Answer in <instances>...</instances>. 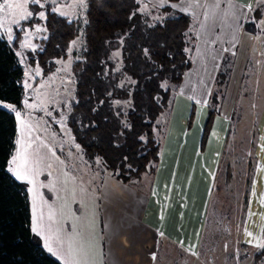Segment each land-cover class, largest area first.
Returning a JSON list of instances; mask_svg holds the SVG:
<instances>
[{
  "label": "rangeland",
  "instance_id": "374dc122",
  "mask_svg": "<svg viewBox=\"0 0 264 264\" xmlns=\"http://www.w3.org/2000/svg\"><path fill=\"white\" fill-rule=\"evenodd\" d=\"M254 1L264 3V0H253L252 3ZM46 2L51 4V9L59 16L69 20L83 17L85 0L83 3L81 0H39V3L29 0L25 6L26 11L31 12L39 21L22 28L20 50H35L45 40V15L41 17L39 13L45 14ZM152 7L163 5L156 0L154 3L144 0L140 11L154 17ZM33 8L36 9L35 14ZM261 12L257 23L258 32L249 37L242 29L237 31L238 36L231 34L237 37L235 43L242 44L244 48L236 50L233 69L220 100L219 114L214 118L213 131L212 128L210 130L211 141L207 138L204 150L198 151L207 105H203L201 99L203 96L202 100L205 102L207 98L212 76L210 70L214 69V59L218 57V53L207 50L206 45L217 39H227L226 32L219 37L211 33L209 39L198 41L199 45L194 42V46H198L197 56L194 57L193 66H190L192 73L188 72L189 68L187 75L190 85L197 88V93H185L187 83L184 82L183 75L171 106L160 114L158 120L162 130L160 146L172 139L168 142L167 152L163 154L161 161L158 157L154 173L145 172L129 183L122 182L116 176V170L113 173L105 170L98 158L87 160L67 124L74 99L76 73L79 71L75 63L79 56V38L69 42L65 55L49 59L46 70L37 63L25 65L20 51H16L23 73V98L16 108L12 105L9 108L7 105L10 104L0 102V105L14 114L16 120L14 147L7 169L16 180L26 184L30 226L33 231L38 221V230L33 232L46 251L64 264L63 258L57 256H62L61 244L65 229L68 231L65 239L68 251L75 240L81 256H93L100 231V217L103 229V219L104 223L107 221L103 214L107 205L104 200L96 208L91 197L81 200L79 194L82 191L88 196L104 190L108 193L103 192V195L108 196L111 194L109 186L104 182L102 187L101 183L104 178L110 177L120 183V190L118 186L115 187L117 192L129 199V194L132 193L130 188H137L142 191L139 192L141 194L147 193L149 188L165 190V185L161 183H166L167 176L173 173L178 184L174 193L182 196V211L186 212L187 206H191L194 216L201 214L202 230L197 250V257L201 261L199 259L198 264H264V255L254 260V254L264 249L257 247L258 243H264V7ZM23 14L24 10L16 8L0 11V24L3 25L0 27V37L10 42L13 38L12 27L17 24L13 21L20 22L32 16L21 19ZM190 17L196 20L192 15ZM196 24L195 21V35ZM222 42V45L216 43V51L227 44V41ZM109 58L113 64L112 69L118 70L121 64L120 50H112ZM217 63L219 65V59ZM130 81L129 77L121 76L119 84L127 86ZM189 97L196 105L194 117L187 127ZM112 106L124 114L130 107V99H113ZM17 112L20 113L19 117ZM125 121L124 119L123 122ZM175 138H179L181 144L175 145L179 142ZM209 149L214 150L211 157ZM162 153L160 147L157 156ZM13 157H17L15 163H12ZM11 169L27 171L29 179H18ZM80 185L89 189L84 190ZM132 202L127 205L117 203L121 217L126 215L129 218L128 211L135 210L136 201ZM77 205L82 208L78 210ZM132 218L133 214L130 219ZM123 234L125 235L122 228H116L112 232L104 231L101 241L107 261L113 258L109 244L118 246L117 236ZM163 240V237L160 238L159 244ZM46 243L51 246V252L45 246ZM205 250L210 251L205 254L207 260L202 256ZM161 252L164 253L163 250ZM159 253L158 251L157 256ZM163 258L167 261L165 255ZM182 260H186L184 254Z\"/></svg>",
  "mask_w": 264,
  "mask_h": 264
},
{
  "label": "trees",
  "instance_id": "16d2710c",
  "mask_svg": "<svg viewBox=\"0 0 264 264\" xmlns=\"http://www.w3.org/2000/svg\"><path fill=\"white\" fill-rule=\"evenodd\" d=\"M173 3L177 0H167ZM144 0H85L81 19L57 15L44 4L45 40L35 50H20L22 28L38 22L33 15L12 27L13 38L0 37V102L19 107L23 98L20 51L25 65L37 63L46 70L47 61L65 55L69 42L79 38L75 60L74 99L67 124L74 141L87 160L98 158L105 170L117 171L124 183L154 173L160 147V114L171 106L184 73L191 64L195 42V20L171 5L152 7L154 17L140 11ZM264 3L254 2L242 23L246 33L255 34ZM35 14L36 9H32ZM119 49L121 64L113 70L109 58ZM233 54L224 52L210 88L199 149L203 150L220 100L227 87ZM121 76L131 79L119 84ZM129 98L130 107L121 113L113 99ZM194 116L193 104L186 126ZM126 120L123 122V120ZM14 114L0 105V264H62L46 251L30 228L26 184L7 169L14 147ZM264 249L254 254V260Z\"/></svg>",
  "mask_w": 264,
  "mask_h": 264
},
{
  "label": "crops",
  "instance_id": "0c3cea01",
  "mask_svg": "<svg viewBox=\"0 0 264 264\" xmlns=\"http://www.w3.org/2000/svg\"><path fill=\"white\" fill-rule=\"evenodd\" d=\"M151 1L154 3V0ZM156 1L163 6L171 5L173 7V5H175L176 7L173 8L189 16L192 15L193 17H195L196 19L195 21L197 23L196 35H195L196 45L198 44V41H201L202 39L203 40L209 39L211 33H214L217 37H219L221 33L224 34L226 32L225 38L227 39H217L213 42H207L206 45L207 50L209 51L214 50L215 52L218 53V57L214 59V65H215L214 69L210 70L212 76H211V83L209 85V90H207V98L205 102L202 100L203 96L201 99L204 105V103H207L208 94L213 82V78L218 68L217 60L219 59L220 62V59L224 54V52H229L233 54L234 56L233 61H234L235 60L234 58L237 56L236 50L239 49V47L240 49L244 48L242 44L240 45V43H235V41L237 40V37L235 36L237 35V31H240V29H242V23L248 17L250 12V7L253 5L255 1L253 3H252L253 0H177L173 3H169L167 0H156ZM222 24H224V27H222ZM232 33L236 35L231 36ZM244 33L248 35V37L252 35L250 33H246V32ZM222 41H227V44L223 46L221 49H219L220 48L219 47L218 48L219 50L216 51L217 50L215 49V47L217 46L216 43L222 45L223 44ZM197 47L198 46H194L192 50L193 54L191 53L192 66H193L194 57L197 56L196 53L198 49ZM233 64L234 62H232L231 71L233 69ZM191 69L192 67L190 68L189 71L188 70L187 71L190 72ZM187 71L184 74V82L187 83V85H185L184 91L186 94H189V92L197 93V88L190 85L191 84L189 82L190 78L187 75L188 73ZM192 78H194V75H192ZM209 80L210 79L208 77V82ZM184 100L186 101L187 99L184 98ZM187 101H188L187 105L189 106V110L191 108V104H193V109H195L194 105L196 104L191 101V98L190 100ZM185 115L186 114H184V117ZM211 136H212V132L209 131L207 136L208 141H211ZM175 139L179 140V142L175 145L181 144V140L179 138H175ZM169 140L172 139L171 138L168 139V142ZM168 142L166 141V145L162 144L160 146L162 147V152H163L162 155L161 154L158 155L160 161L162 160L163 154H166L167 152ZM213 148L215 149V146ZM209 150L210 152H208V154L211 157V153L214 150L212 149ZM198 151L202 152V150L199 149V146H198ZM111 181H114L113 184H111ZM104 182H106L107 185L109 186L108 189H109V193L111 194L108 196L103 195V192L104 193H108V192H105L104 190H100V189L99 190L102 194L97 192L96 193L91 192L92 194L86 196L83 191L79 194V198L81 200L84 197H91L92 204L95 205L96 208L98 207V203L104 200H105L104 201L105 204L107 205L106 209L103 211L104 218L107 221H105L104 223V219H103V224H104V229H103L101 226V217H100V223H99L100 231L97 238L98 242L95 243L93 249V256H89V257L81 256V254L79 253L76 247L75 240L74 242L72 241V247L70 251H68L65 243V239H67L68 236V231L64 229V236L62 237L63 244H61V248H63L64 251L61 249L62 256L61 257L57 256L58 258L61 259L63 258L64 264H74V262H78V264H198V260L200 258L197 257L198 254L197 250L201 236L200 233L202 230L201 222H200L201 214L198 213L197 216L196 215L194 216L191 206H187L186 212L182 211V206H181L182 196L180 194L174 193L176 192L178 184L175 178L173 177V173L172 175L167 176L166 183H161L162 185H165V190L161 188L160 189L158 188L157 190L154 188H149L147 193L143 192L144 194H141L139 192L142 191L138 190L137 188H130L132 193L129 194L130 195L129 199H126L128 196L120 194L121 192H117L118 190L115 189V187L116 186L119 187L120 183L115 181L113 178L110 177L104 178L101 183L102 187L104 185ZM81 187L84 190L89 189L86 188L85 185ZM118 189L120 190V187ZM169 190L173 192H168ZM132 201H136L135 210L128 211V214H130L129 218H127L126 215L121 217V215L118 214V210L120 207L117 203H123L124 205H127ZM80 208L82 207L77 205V209L79 210ZM94 214L95 213H93V215ZM132 214H133V218L130 219ZM82 223L83 221L80 222V224ZM116 228H122L125 235L123 234L121 236H117L118 246L117 244L114 243L109 244L112 250L113 258L107 261L106 260L107 257L104 252V246L102 245L101 239L102 237H104V231L112 232L116 230ZM81 233H83V231ZM162 237L164 238V240L161 244H159V240ZM48 241H51V239ZM45 246L47 248L51 247L48 243H46ZM162 250L164 253L161 252ZM158 251L160 253L157 256ZM208 252L210 251L205 250L202 256H205V254L207 255ZM54 253L56 254V252ZM182 254H184V257H186L185 261L182 260ZM164 255L167 257V261L164 260L165 259L163 258ZM160 259L163 260L160 261ZM205 259L206 260L208 259L207 256H205ZM203 264H207V263H203Z\"/></svg>",
  "mask_w": 264,
  "mask_h": 264
},
{
  "label": "snow or ice",
  "instance_id": "6c2138e0",
  "mask_svg": "<svg viewBox=\"0 0 264 264\" xmlns=\"http://www.w3.org/2000/svg\"><path fill=\"white\" fill-rule=\"evenodd\" d=\"M34 2L35 3H39V0H34ZM28 3H29V0H22V2H19V0H3V2L0 3V11H3L5 8H7V9H13V8L21 9V10H24V14L21 15L20 18L21 19H26L27 17L32 15L31 12H27L26 11L25 6ZM81 3H83V0H81ZM173 7H176V6L173 5ZM39 15L41 17H44L45 14H44V12H40ZM13 22L14 23H19V21H13ZM2 26L3 25L0 24V27H2ZM7 107L11 108L12 106L11 105H7ZM16 115H17V117H19L20 113L17 112ZM16 159H17V157H13L12 163H15ZM11 170L17 175L18 179H21V180L29 179L27 171L20 172V171H17V169H11ZM51 217H52V213L50 212L49 213V218L51 219ZM38 227H39V224H38V221H37L36 222V226L33 227V231H37ZM257 247L264 248V243H258ZM48 250L51 252L52 251L51 247H49ZM74 264H78V262H74Z\"/></svg>",
  "mask_w": 264,
  "mask_h": 264
}]
</instances>
